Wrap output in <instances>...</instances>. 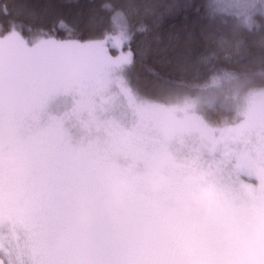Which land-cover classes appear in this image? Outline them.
<instances>
[{"label":"rangeland","instance_id":"rangeland-1","mask_svg":"<svg viewBox=\"0 0 264 264\" xmlns=\"http://www.w3.org/2000/svg\"><path fill=\"white\" fill-rule=\"evenodd\" d=\"M214 1L264 9L261 0ZM44 43L64 44L35 46ZM0 46L26 42L12 31ZM129 63L127 54L93 53L0 66L8 264H183L192 247L193 264H231L196 242L197 231L243 225L248 191L264 212V87L230 92L239 119L213 122L205 109L227 100V88L149 99L131 87Z\"/></svg>","mask_w":264,"mask_h":264},{"label":"trees","instance_id":"trees-1","mask_svg":"<svg viewBox=\"0 0 264 264\" xmlns=\"http://www.w3.org/2000/svg\"><path fill=\"white\" fill-rule=\"evenodd\" d=\"M260 1V0H259ZM214 0H0V36L16 31L26 46H0V66L93 53L128 55V80L141 96L162 102L192 97L213 84L229 90L205 109L213 122L239 119L238 90L264 87V19ZM251 13L262 26L243 28ZM117 15L121 23L117 21ZM54 40L64 44L37 41ZM46 44V45H45ZM255 68L256 74H247ZM238 72V76L229 73Z\"/></svg>","mask_w":264,"mask_h":264},{"label":"flooded vegetation","instance_id":"flooded-vegetation-1","mask_svg":"<svg viewBox=\"0 0 264 264\" xmlns=\"http://www.w3.org/2000/svg\"><path fill=\"white\" fill-rule=\"evenodd\" d=\"M121 144L125 143V139H118ZM248 186V185H247ZM251 204L247 212L246 222L239 226L233 224L229 226L224 223L206 225L197 231L196 242L201 245L205 243L207 246L218 248L232 262L231 264H263L264 263V212L255 194L248 191ZM257 193V192H255ZM33 204V203H32ZM9 218V217H8ZM4 222H1L3 224ZM36 226V224H34ZM220 230V231H216ZM196 232V231H195ZM190 234V240L194 241ZM226 234V235H225ZM192 236V237H191ZM227 244H226V243ZM191 243V242H190ZM2 245H0V257L8 264L6 257L3 255ZM197 247V246H196ZM192 247L188 253L184 254L186 262L183 264H193V257L196 256ZM180 258H183L180 255ZM200 263V262H198Z\"/></svg>","mask_w":264,"mask_h":264},{"label":"clouds","instance_id":"clouds-1","mask_svg":"<svg viewBox=\"0 0 264 264\" xmlns=\"http://www.w3.org/2000/svg\"><path fill=\"white\" fill-rule=\"evenodd\" d=\"M261 3H264V0H261ZM259 15L262 19H264V9L261 10ZM261 26L262 25L257 22V14L256 13L249 14L246 21L243 23V28L249 33H253L255 30H258ZM259 47L261 48V55L264 56V43H261L259 45ZM256 71L257 70L255 68H253L247 74L253 75V74H256ZM259 72L264 73V67H261L259 69ZM229 75L230 76H238V75H240V73L231 72V73H229Z\"/></svg>","mask_w":264,"mask_h":264},{"label":"water","instance_id":"water-1","mask_svg":"<svg viewBox=\"0 0 264 264\" xmlns=\"http://www.w3.org/2000/svg\"><path fill=\"white\" fill-rule=\"evenodd\" d=\"M0 264H6L2 257H0Z\"/></svg>","mask_w":264,"mask_h":264}]
</instances>
